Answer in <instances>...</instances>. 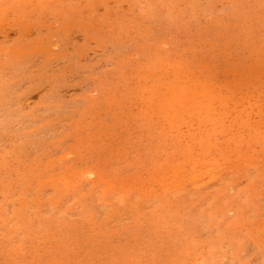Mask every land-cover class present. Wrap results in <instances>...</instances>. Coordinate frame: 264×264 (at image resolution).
Here are the masks:
<instances>
[{
  "label": "rangeland",
  "instance_id": "1",
  "mask_svg": "<svg viewBox=\"0 0 264 264\" xmlns=\"http://www.w3.org/2000/svg\"><path fill=\"white\" fill-rule=\"evenodd\" d=\"M0 264H264V0H0Z\"/></svg>",
  "mask_w": 264,
  "mask_h": 264
},
{
  "label": "bare ground",
  "instance_id": "2",
  "mask_svg": "<svg viewBox=\"0 0 264 264\" xmlns=\"http://www.w3.org/2000/svg\"><path fill=\"white\" fill-rule=\"evenodd\" d=\"M202 173V172H201Z\"/></svg>",
  "mask_w": 264,
  "mask_h": 264
}]
</instances>
